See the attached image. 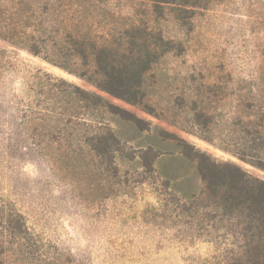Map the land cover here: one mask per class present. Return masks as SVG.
<instances>
[{
  "label": "trees",
  "instance_id": "16d2710c",
  "mask_svg": "<svg viewBox=\"0 0 264 264\" xmlns=\"http://www.w3.org/2000/svg\"><path fill=\"white\" fill-rule=\"evenodd\" d=\"M252 1L242 2L248 7L246 13H253L249 11L255 6ZM235 4L236 0H0V40L161 120L178 122L179 114L189 110L202 139L264 172V6L258 8L262 14L247 15L249 32L257 36L250 53L258 62L246 76H238L224 54L213 50L199 71L189 76L195 90L177 95L170 90L176 79L164 66L169 58L188 57L200 37L199 22ZM44 77L37 80L50 108L45 111L48 115L39 111L28 123L38 131L47 157L70 176L98 169L90 158H101L99 170L107 186L119 185L113 179L121 174L116 162L124 153L122 142L111 124H103L97 116L123 119L138 130L142 121L105 96L48 74ZM163 94L165 98L159 99ZM88 114L96 125L91 144L75 130ZM141 131L148 133L149 140L140 147L139 157L128 161L139 160L162 186L198 204L194 208L216 210L231 224L223 228L238 235L235 243L216 247L217 264H264V181L192 150L172 133L159 128ZM61 140L67 143L65 150L58 147ZM190 163L202 188L188 195ZM110 194L105 193V199ZM0 205V264H7L8 238L21 237L22 232L9 228V219L18 214L1 199ZM185 211L193 215L189 208Z\"/></svg>",
  "mask_w": 264,
  "mask_h": 264
},
{
  "label": "rangeland",
  "instance_id": "374dc122",
  "mask_svg": "<svg viewBox=\"0 0 264 264\" xmlns=\"http://www.w3.org/2000/svg\"><path fill=\"white\" fill-rule=\"evenodd\" d=\"M243 1L247 0H236L235 8H219L205 17L198 24L199 45L193 44L188 57L167 60L165 69L172 80L176 79L171 91L181 95L195 90L189 76L192 71H199L213 50L224 54L238 76L253 70L258 59L250 51L257 36L249 32L247 15L262 14L258 8L264 6V0L252 1L255 6L249 11L253 13L245 12L248 7L242 5ZM45 74L105 96L142 121L138 130L123 119L97 116L103 124H111L122 142L124 153L118 155L116 162L121 174L113 179L119 185L107 186L103 170H99L101 158H90L98 169L77 171L70 176L58 167L60 163L47 157L38 131L28 123L39 111L48 115L45 111L50 108L37 80L45 78ZM196 82H200L198 76ZM163 97L164 94L159 99ZM25 112L29 117H24ZM220 112L218 109L215 113L218 119ZM190 114L189 110L179 114L175 123L161 120L0 40V199L18 214L9 219V228L22 232L21 237L8 238L7 264H18L19 260L23 264H217L220 252L216 247L235 243L238 238L223 228L231 224L223 221L216 210L194 208L198 204L193 205L162 186L160 178L141 168L139 160L128 161L138 158L140 147L149 140L145 138L148 133L141 130L150 128L154 132L159 128L217 163L235 165L264 181L263 171L202 139ZM95 129L88 114L75 130L91 144ZM66 146L61 140L58 147L65 150ZM187 170L191 195L201 190L202 183L193 164H188ZM110 192L111 197L105 199V193ZM187 208L193 212L191 217Z\"/></svg>",
  "mask_w": 264,
  "mask_h": 264
}]
</instances>
